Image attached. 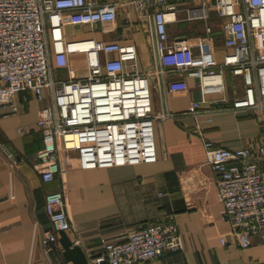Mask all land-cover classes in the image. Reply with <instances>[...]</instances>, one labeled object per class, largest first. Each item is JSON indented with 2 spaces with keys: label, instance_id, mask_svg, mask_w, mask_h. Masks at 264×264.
<instances>
[{
  "label": "built area",
  "instance_id": "2783aa9c",
  "mask_svg": "<svg viewBox=\"0 0 264 264\" xmlns=\"http://www.w3.org/2000/svg\"><path fill=\"white\" fill-rule=\"evenodd\" d=\"M171 1L124 0L136 11L153 15L158 67L140 71L135 44L76 39L66 31L68 23L95 27L116 21L120 0H0V85L11 96L16 89H31L38 99L50 100L40 108L38 118L44 144L37 152L36 168L44 181L60 173L62 150H76L83 168L156 161L157 128L178 114L154 111L148 82L151 74L177 75L169 82L171 92L188 91L189 77L197 78L202 98L193 100L184 114L198 116L202 110L214 111H209L213 107L207 95L225 92L224 69L229 67L233 75L242 77L243 92L231 105L217 106L215 111L264 113V0H198L197 5L188 0L184 17L204 21L207 37L202 40L170 34L169 25L185 12ZM212 14L221 20L228 48L214 67L196 64L193 52L196 43L212 44ZM74 53L86 56L83 75L70 67ZM62 68L68 69L67 77L58 79L54 71ZM12 103L18 112V102ZM1 148L16 166L15 155ZM201 164L220 175L218 198L223 218L234 227V242L250 246L253 236L264 231V145L255 141L230 149L208 142ZM45 210L52 225L43 232L48 246L71 226L62 190L45 195ZM181 247L178 225L165 220L132 230L120 241L106 242L103 254L93 261L145 262Z\"/></svg>",
  "mask_w": 264,
  "mask_h": 264
},
{
  "label": "crops",
  "instance_id": "0c3cea01",
  "mask_svg": "<svg viewBox=\"0 0 264 264\" xmlns=\"http://www.w3.org/2000/svg\"><path fill=\"white\" fill-rule=\"evenodd\" d=\"M120 1L116 21L95 27L68 23L66 31L76 39L95 37L133 43L138 50L137 68L151 71L158 67L153 15ZM171 2L184 10L190 5L188 0ZM199 3L192 1L193 5ZM185 13L169 25L170 34H186L192 40L207 37L204 21L186 19ZM182 22L189 23L182 27ZM210 36L212 44L193 45L198 65L217 66L228 51L221 20L215 21ZM70 67L79 75L85 74V54H72ZM224 73L225 92L207 95L213 107L209 111H214L202 110L198 116L184 114L193 100L202 98L197 78L189 77L188 91L171 92L169 82L177 75L148 76L154 111L178 114L157 128L156 161L83 168L76 150H62L58 158L60 173L52 181H44L36 168L37 152L44 144L39 110L50 100L38 99L31 89H16L11 96L0 85V264H96L93 259L103 254L106 242L120 241L132 230L165 220L178 225L182 247L132 264H264V231L254 235L248 247L234 242V227L223 218L218 198L220 175L201 164L208 142L230 149L244 148L255 141L264 145V113L229 108L215 111L217 106L231 105L243 92L242 77L233 75L229 67ZM67 74V68L54 71L58 79ZM12 101L19 104L16 113ZM1 146L15 155L16 166L11 165ZM55 190L64 192L71 226L47 246L43 232L51 230L52 225L45 210V195Z\"/></svg>",
  "mask_w": 264,
  "mask_h": 264
},
{
  "label": "rangeland",
  "instance_id": "374dc122",
  "mask_svg": "<svg viewBox=\"0 0 264 264\" xmlns=\"http://www.w3.org/2000/svg\"><path fill=\"white\" fill-rule=\"evenodd\" d=\"M198 21H201L202 22V20H198ZM210 21L211 22H215V21H218L219 22V19L214 15V14H212V17L210 18ZM189 22H182V24H181V26L183 27L184 25H186V24H188ZM203 23V22H202Z\"/></svg>",
  "mask_w": 264,
  "mask_h": 264
},
{
  "label": "trees",
  "instance_id": "16d2710c",
  "mask_svg": "<svg viewBox=\"0 0 264 264\" xmlns=\"http://www.w3.org/2000/svg\"><path fill=\"white\" fill-rule=\"evenodd\" d=\"M108 262V261H107Z\"/></svg>",
  "mask_w": 264,
  "mask_h": 264
}]
</instances>
